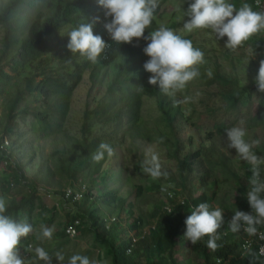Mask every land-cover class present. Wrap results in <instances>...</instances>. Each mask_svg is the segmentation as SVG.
<instances>
[{
  "label": "trees",
  "instance_id": "trees-1",
  "mask_svg": "<svg viewBox=\"0 0 264 264\" xmlns=\"http://www.w3.org/2000/svg\"><path fill=\"white\" fill-rule=\"evenodd\" d=\"M167 2L159 0L154 20L145 35L159 27L157 18ZM227 2L235 4L237 8L249 3L257 11L254 0ZM85 22L93 23L94 34L100 35L107 44L96 63L78 53L72 54L67 48L68 32ZM108 22L110 18L105 16L97 0H0V27L4 31L0 52V96L3 97L0 102V133L11 142L7 150H0V196L7 201V214L10 217L26 219L33 225L34 231L21 239L19 248L22 258L34 255L29 248L34 249L41 244L42 241L35 234L38 226L51 227L60 216L57 209L59 204L49 208L43 202L39 194L41 185L40 191L58 197L64 203L71 202L75 207L74 212H67L65 224L60 225L56 248L61 249L72 242L73 238L66 233V228L79 221L74 238L91 235L93 245L98 250V260L102 261L105 257L111 261L110 264H186L176 257L177 245L188 241L185 238L186 218L201 203H208L213 209L218 202L219 190L234 179V188L237 187L239 194L234 206H224L229 215L223 214L224 224L217 240L220 247L215 252L210 251L206 246L208 237H205L195 245L189 241L191 248L203 264H264V256L259 255L258 245L242 255V238L228 229L236 208L251 212L245 196L251 176L249 165L242 163L245 174L239 176L233 167L235 157L230 156L224 148H214L212 141L215 138L211 133L206 136L207 140L212 137L209 147L202 146L183 153L177 124L181 119L192 121V116L187 113L194 101L189 110H185L183 103L174 105V99L181 100L178 95L169 97L160 92L158 85H150L148 79L151 74L143 68L148 59L143 53L147 41L134 38L131 44H117L104 27ZM182 37L192 41L191 36ZM246 44L252 45L257 53L264 50V32L255 34ZM205 60L206 65L204 62L198 66L200 75L196 80L208 86L216 83L227 86L228 90L222 92L227 108L235 109L240 101L245 103L252 98L251 89L240 86L237 80L222 72L221 64L217 61H212L211 76L204 73L211 62L208 57ZM5 66L9 70H5ZM87 73L91 78L97 76L102 79L105 93L101 100L96 101V108L85 109L79 135H70L65 122L74 92ZM257 74L251 80L252 85H255ZM256 96L258 111L250 118L251 126L255 128L264 126V93L257 91ZM145 99L154 100L156 104L159 116L153 122L146 120L142 113ZM26 101L30 103L23 106ZM29 117L32 118L30 132L54 141L49 160L42 163L32 179L23 175L20 165L12 160L16 154L12 140L16 143L19 141L16 134L22 136V133H26L19 131L20 122ZM214 128L217 136L225 135L227 125L214 124ZM153 135L167 149H173L167 150V155L177 162L178 182L172 176L167 182L175 183L182 190L179 192L175 188H168L174 194L171 199L159 201L147 216L136 217L135 206L120 196L119 189L110 187L112 182L120 184L123 181L124 169H107L105 165L111 157L105 154L104 160L95 163L91 154L101 142L110 144L116 151L126 138L151 140ZM255 151L258 155H264V142ZM198 160L203 161L205 171L198 177L194 192L190 190L188 197L184 198L188 175L193 173V164ZM214 172L221 175L212 177ZM223 175L227 181L221 184ZM161 180L152 181L148 188L137 186L138 195L161 191ZM67 189L71 190L69 195ZM199 189L202 192L197 195ZM79 191L82 197L75 200ZM166 206L171 207L170 212L165 209ZM125 211L127 221H131L128 229H124L121 223ZM127 230L135 234L129 236ZM134 237L138 238L135 243ZM57 251L54 249L50 255L55 256ZM92 253L88 250L84 255L91 256ZM64 256L66 264L71 256L69 253Z\"/></svg>",
  "mask_w": 264,
  "mask_h": 264
},
{
  "label": "clouds",
  "instance_id": "clouds-1",
  "mask_svg": "<svg viewBox=\"0 0 264 264\" xmlns=\"http://www.w3.org/2000/svg\"><path fill=\"white\" fill-rule=\"evenodd\" d=\"M98 6L104 10L110 22L104 27L111 40L117 44L133 43L134 38L146 40L147 45L143 53L148 57L143 68L150 73L148 83L159 87L162 94L175 98L182 93L189 82L200 75L199 65L204 63V53L193 46L190 39L176 34L171 28L160 25L145 35L155 17L159 7V0H97ZM255 4V3H254ZM183 15L187 17L183 29L191 33L196 29H210L218 40L227 37L225 48L235 52L244 47L246 42L255 34L264 32V11H254L249 3H243L239 8L227 0H190ZM99 18H96L98 21ZM93 23H80L68 32L69 42L67 48L72 54H79L88 61L96 63L104 52L107 44L100 35L94 34ZM248 55H256L251 47L246 48ZM212 75L211 72L208 73ZM256 89L264 93V59L259 60L258 74L255 77ZM254 97H256L253 94ZM191 97L185 96L183 100H175L174 105L188 103ZM245 121L240 120L235 126L226 128V147L235 149L239 160L249 165L251 176L248 179V190L245 193L251 212L236 208L234 215L228 223V229L239 235L243 230L249 237H258L264 241V155L255 151L262 140L249 139L244 126ZM114 155L113 147L101 142L91 154V159L99 163L105 158ZM141 170L153 181L167 177L168 173L162 170L159 155L151 147L146 150L145 159L141 162ZM162 191L166 188L162 186ZM223 210L219 207L210 208L208 203H201L191 211L185 224L187 227L185 238L193 245L208 237L207 248L215 252L220 245L217 240L219 230L224 224ZM34 231L33 225L26 219L16 220L7 214V201L0 196V264H25L20 253L19 245L22 238H27ZM55 227L41 225L37 235L39 240H51ZM71 232V229H69ZM240 236V235H239ZM241 237V236H240ZM242 238V237H241ZM241 246V245H240ZM34 264H53L52 257L40 246L34 249ZM259 254L264 255V244L260 246ZM55 258L59 264H64L65 256L57 251ZM67 264H95L88 256L74 254Z\"/></svg>",
  "mask_w": 264,
  "mask_h": 264
},
{
  "label": "rangeland",
  "instance_id": "rangeland-1",
  "mask_svg": "<svg viewBox=\"0 0 264 264\" xmlns=\"http://www.w3.org/2000/svg\"><path fill=\"white\" fill-rule=\"evenodd\" d=\"M190 0H168L161 10L160 16L157 18L158 24L164 25L171 28L176 34L180 36H191L193 46L199 48L206 58L211 59L209 65H207L204 73H209L212 69V61L215 60L221 64L220 70L227 74L229 77L234 78L239 82L240 86L251 89L252 98L248 102L240 101L237 105V108L230 109L226 107V102L223 97V91H227L228 87L222 84L216 83L215 85L208 86L205 83L198 82L194 79L189 82L186 88L182 93L177 95L183 100L185 96L191 97L188 103H183L185 110H189L192 102L193 106L188 111L187 115L192 116V121L180 120L177 124L179 128V139L183 142L184 154L189 151H195L198 148L204 146L209 147L213 137V147H221L232 157H235L233 161V167L238 172L239 176L243 177L245 174L244 168L242 167L243 161L239 160L236 162L237 156L235 149H228L226 147V135H218L217 130L214 128V124L227 125V128L235 126L240 120H244V126L248 132L249 139H261L264 142V126L261 127H252L250 118L254 114H257L258 111V99L256 96V85L251 84L252 78L258 72L259 60L264 59V50L256 52V55H248L245 51L246 48L251 47L252 45L245 44L244 47L233 52L225 48V41L227 37L218 40L214 33L210 29H196L191 33L186 32L183 29L184 20L187 19L183 15L184 9L186 10L189 6ZM176 26H173V25ZM4 31L0 27V52L2 50ZM56 43V41H54ZM255 50V49H254ZM51 54L54 52L51 50ZM206 58L204 62L206 65ZM57 59V58H55ZM4 64V61H3ZM205 68V66H204ZM5 70H9L5 66ZM90 73L84 74L81 83L76 88L73 99L70 113L65 122V128L68 130L70 135H79L82 126L83 113L86 108L94 109L96 108V101L101 100L105 93V85L99 77L95 76L94 78L90 77ZM95 80L94 82L92 80ZM224 92V93H225ZM253 94L256 96L254 97ZM3 101V97L0 96V102ZM30 103L29 101L24 102L23 106ZM32 106V104H31ZM143 115L146 120L154 121L158 118L159 113L157 111L156 104L154 100L145 99L143 104ZM1 114V110H0ZM32 124V118L29 117L26 121L20 122V132L24 135L18 136V142L12 143L15 146V153L12 157V160L20 165L22 169V174L27 178L32 179L34 175L39 170L42 163L49 160L50 154L54 150V141L52 139H43L35 136L30 132V126ZM151 125V124H150ZM109 129H113L110 127ZM1 130V128H0ZM211 133L212 137L207 140V135ZM262 144V143H261ZM151 147L155 151L161 161L162 170L168 173L167 177H162L161 184L166 188V191H155L148 192L142 191L143 195L139 196L137 192V186L149 187L152 183V179L144 174L141 170V163L145 159L146 150ZM167 146L161 142L158 137L153 135L152 139H131L126 138L123 141V144L114 151V155L108 160L105 168H123V181L119 183H110V187L114 189H119V194L122 198H126L129 203H132L135 206V215L136 217L140 215L147 216L153 207L159 201H166L167 191L170 189H177L181 192L179 186L175 183H168L169 177L177 178V162L170 157L168 158ZM33 154V159L31 160V155ZM203 161H196L193 164L194 171L188 175L187 181V190L183 193L184 198L188 197L189 191L193 190L194 186L197 184L198 177L202 175L205 171L206 166L202 164ZM215 174H220L214 172ZM221 175V174H220ZM221 184L223 181H227L226 177L223 175L221 179ZM229 183L224 184L218 192V202L213 209L219 207L223 210V214L229 215V212L224 208L226 205L234 206L238 197V189L234 188L236 181L231 179ZM167 184V185H166ZM42 186H39V194L43 198V202L49 207L57 206V209L60 213V216L56 219L54 225L55 231L53 238L51 240H41V244L36 246L43 247L49 255L54 249L59 250L63 255L69 253L70 256L74 254L84 255L86 251L93 252L91 256H88L91 261H94L95 264H110L111 261L108 258H105L101 261L98 260V250L93 245V240L91 235H86L85 237L73 238L69 245L64 246L61 249L57 247V233L60 231L63 223L66 222L67 212H74L75 207L73 203H64L60 198L47 194L44 191H40ZM170 188V189H168ZM68 190V189H67ZM73 190V189H72ZM69 192V190H68ZM202 191L199 189V195ZM1 194V192H0ZM64 204L65 207L64 208ZM234 211V207L232 209ZM135 217V218H136ZM128 214L125 211L121 216V223L124 229L130 227L131 221H127ZM40 226L35 231V234L38 235L40 231ZM51 226V227H52ZM149 228V227H148ZM148 228L146 230H148ZM129 236H133L135 232L131 231L130 233L127 230ZM35 246V247H36ZM34 253V252H33ZM102 253V252H101ZM103 254V253H102ZM102 254L101 257H102ZM53 264H59L55 256H52ZM176 257L179 261L186 264H203V261L200 257L191 248V243L189 241H182L176 247ZM25 264H34V255L25 257ZM39 264H43L42 261ZM67 264V262H66Z\"/></svg>",
  "mask_w": 264,
  "mask_h": 264
},
{
  "label": "built area",
  "instance_id": "built-area-1",
  "mask_svg": "<svg viewBox=\"0 0 264 264\" xmlns=\"http://www.w3.org/2000/svg\"><path fill=\"white\" fill-rule=\"evenodd\" d=\"M255 6L257 7V11H264V0H254ZM11 145V142L9 140L8 137L3 136V134L0 133V150H7L9 148V146ZM84 191V187L82 192ZM162 191V190H161ZM82 192H77L76 196H75V200H80L82 197ZM71 193V190H69L68 195ZM173 192L171 191H167L166 193V198L167 200L171 199L173 197ZM184 202V199L183 201ZM165 209L167 211H171V207L170 206H166ZM79 225V221H76L74 224L67 226L66 228V233L71 237L74 238L77 235V226ZM69 229H71V232H69ZM261 231H264L263 228L260 229ZM147 230L145 229V232ZM239 235L242 237V244L240 246V251L242 253V255H245L246 253H248L250 250H252L254 248L255 245H258V250L260 249V246L262 244H264V241H261L258 239V237H249L247 236V234L241 230L239 232ZM138 238L134 237L133 238V242H137ZM260 255V254H259ZM264 256V255H261ZM218 262H220V260H218Z\"/></svg>",
  "mask_w": 264,
  "mask_h": 264
}]
</instances>
